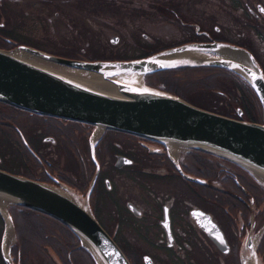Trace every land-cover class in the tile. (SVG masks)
Here are the masks:
<instances>
[{
	"label": "flooded vegetation",
	"instance_id": "flooded-vegetation-1",
	"mask_svg": "<svg viewBox=\"0 0 264 264\" xmlns=\"http://www.w3.org/2000/svg\"><path fill=\"white\" fill-rule=\"evenodd\" d=\"M12 1L20 7L24 0H0L3 38L20 34L18 14H25L12 9ZM262 9L264 0H52V12L67 28L77 27L74 14L82 13L110 22L119 36L92 50L87 35L74 29L72 41L67 35V44H61L63 57L127 60L179 46L226 43L248 51L264 78ZM60 28L58 21L54 35ZM78 38L84 39L81 47ZM53 41L60 45L62 38ZM184 53L183 62L167 69L166 76L223 69L202 63L217 57L215 50ZM154 76L148 85L162 89ZM0 168L85 196L129 264H264V186L240 165L214 154L174 150L130 133L0 104ZM31 210L8 207L13 236L5 251L13 264H93L59 232L58 222ZM2 225L0 218V264H5Z\"/></svg>",
	"mask_w": 264,
	"mask_h": 264
},
{
	"label": "water",
	"instance_id": "water-1",
	"mask_svg": "<svg viewBox=\"0 0 264 264\" xmlns=\"http://www.w3.org/2000/svg\"><path fill=\"white\" fill-rule=\"evenodd\" d=\"M109 39L113 42L116 37ZM12 43L11 47H0L1 102L37 114L130 133L164 145L176 143L232 161L252 175L253 172L264 175V78L260 67L245 49L213 43L203 44V47L163 49L127 60L84 61ZM190 48L215 50L218 56L203 59L202 63L222 67L249 85L261 109V122L241 118L239 108L236 117L226 116L124 77L142 76L179 65L186 56L184 51ZM21 51L35 57L30 59ZM226 51L240 53L242 60L224 55ZM43 61L100 74L112 84L113 90L95 88ZM0 198L63 223L74 233L94 264H129L88 209L86 197L73 193L67 186L37 181L0 168ZM0 215L5 216L4 230L8 223L11 229L8 213L0 208ZM3 238L4 231L2 242ZM2 260L5 264H13L8 251L2 253Z\"/></svg>",
	"mask_w": 264,
	"mask_h": 264
},
{
	"label": "rangeland",
	"instance_id": "rangeland-1",
	"mask_svg": "<svg viewBox=\"0 0 264 264\" xmlns=\"http://www.w3.org/2000/svg\"><path fill=\"white\" fill-rule=\"evenodd\" d=\"M10 3H11L12 9H15L18 12L20 11L21 13L23 11H25V14H22V16H21V14L20 15L18 14V17H22L21 18V27H20L21 30H20V32L17 31L20 34L9 35V37L12 39L11 41L16 42L17 44L29 45V46H32L34 48L49 52L51 54L62 56V55H65V53H64V50L62 49L61 44L62 45L67 44V42H66L67 41L66 40L67 35H69L70 41H72V39L74 37L72 35L74 33H72V32H75L77 29L79 30L80 34L83 33V34L87 35L86 40L88 41V44L91 45L90 48L92 50L100 47L101 44H99V43L110 44L108 42L109 36H111L113 34H116L118 36V34L113 29L110 22L104 23L100 19L93 18L91 16H88L86 19L85 17L82 16V13H75L74 14V16L78 19V21H75V23L76 24L78 23L79 25H74V26H77L75 28H73L72 26L70 28L69 27L67 28L66 25L64 24V22H62L59 19L58 15H54V13L52 12V0H24V1H22V5L20 7L14 1H12ZM58 21L60 22V27H62V28H60L59 32L54 35L53 28L55 29V24ZM74 29H75V31H74ZM120 34H121V37L124 36L123 32H120ZM54 36H58L60 41L62 38V43H60V45L54 43V41H53ZM118 38H119V36H118ZM118 41L119 40H117L115 42V44L118 43ZM7 42H10V41H7ZM76 42L80 47L84 45V39L78 38L76 40ZM84 47L86 48V46H84ZM85 53L88 54L87 51ZM43 63L47 64L48 66L53 67V68H59V66H60V64H55V63H51V62H47V61H43ZM86 72H89V71L86 70ZM187 76L190 79L193 78V79H191V81L197 82L198 86L193 87V88H196V89L199 88V89L196 90L197 92L193 91V92H196V94H194L193 98H199V94H201V92H203L200 89V88H202L201 81L196 80L198 76L195 77L194 74H190ZM236 77L239 81L245 82L240 77H238V76H236ZM156 82L158 83L157 80H156ZM183 84H186V83L184 82ZM158 89H161V87L159 86ZM227 90L230 91V90H233V88H230L228 86ZM222 99L223 98L221 97L220 100H222ZM199 100L203 101V102L207 101V99L203 98V97ZM217 101H219V98L214 99V102H213L214 107H216L214 105V103L216 104ZM195 103L199 104L197 102H195ZM199 105H201V104H199ZM196 106H198V105H196ZM202 106H204L205 109H209V110L214 111V109L211 107H208L206 105H202ZM261 182H259V184L264 186V183L262 182L263 183L262 184ZM10 206H14L13 203L11 204V202L6 201L5 205H4V209H5L6 214H7L8 207H10ZM17 206H19V205H17ZM18 211H15V212H18ZM4 217L5 216L2 217V215H0V218L3 221V223H4ZM29 219L31 222L32 221L31 216L29 217ZM34 219L36 221L39 220L36 217ZM1 231L2 232L4 231V226L2 227ZM11 234L13 236V228H11Z\"/></svg>",
	"mask_w": 264,
	"mask_h": 264
},
{
	"label": "trees",
	"instance_id": "trees-1",
	"mask_svg": "<svg viewBox=\"0 0 264 264\" xmlns=\"http://www.w3.org/2000/svg\"><path fill=\"white\" fill-rule=\"evenodd\" d=\"M9 37V35H6ZM8 37H0V47L1 48H8L13 45V43L10 41L7 43L6 38ZM10 38V37H9ZM11 40V39H10ZM16 43V42H14ZM154 74L155 81L162 83V89L171 92L174 94L179 95L182 99L188 101L189 103L198 105L199 107L205 108L202 105H206L208 107H211L214 109L215 112L226 115V116H232L236 117V111L235 106L239 107L241 111V118L248 120V121H255V122H261L262 121V114L261 109L259 106V103L252 91V89L249 87V85L245 82H241L237 79V77L230 73L229 71L225 69H214V70H204L201 73H198L195 75L197 77L196 80L201 81L202 88H200L203 92L199 94V98H193L190 97L188 94L192 93L195 88L198 86L196 81H191L193 78H188L186 75L184 76H174L172 78L166 76V70L163 71H157L154 73L148 74L146 78V83L149 84V77ZM158 76H157V75ZM194 77V78H195ZM186 84H183L184 82ZM224 87H223V86ZM228 86L230 88H233V90H227ZM199 89V88H197ZM206 98L207 101L203 102L199 99ZM223 98L220 100V98ZM215 98H219V101L213 106V102ZM195 102L201 104H196ZM0 104L10 107L11 109H18L22 110L16 107H13L11 105H8L6 103H3L0 101ZM17 206V205H14ZM24 209L32 211L31 209L25 208ZM48 217V216H47ZM50 220L58 222L57 229L60 233H62L66 238H72L73 244L77 246L78 248L84 250L88 255L89 253L78 244V239L72 233L66 226L61 224L59 221L48 217ZM91 258V256L89 255ZM92 260V258H91ZM93 262V260H92ZM94 264V262H93Z\"/></svg>",
	"mask_w": 264,
	"mask_h": 264
},
{
	"label": "bare ground",
	"instance_id": "bare-ground-1",
	"mask_svg": "<svg viewBox=\"0 0 264 264\" xmlns=\"http://www.w3.org/2000/svg\"><path fill=\"white\" fill-rule=\"evenodd\" d=\"M21 54L29 57L30 59H32V57H35L33 55H27L24 53V51H21L20 52ZM224 55H229L231 57H235V58H238L240 60H242V56L240 53H237L235 51H226L223 53ZM39 59V58H38ZM56 70L64 73V74H67V75H70V76H73L74 78H77V79H80L86 83H88L89 85L95 87V88H98V89H101V90H106V91H112L113 88H112V84L101 78L100 74H97L95 72H86L85 70H82V69H79V68H75V67H67V66H63V65H60L59 68H56ZM148 75V74H144V75H125V79L127 78H132L131 79V82L133 83H136V84H141V82H143L145 84V81H144V78L145 76ZM148 85V84H147ZM151 86V85H149ZM159 90H162V89H159ZM165 91V90H164ZM166 145L170 148V149H174L176 150L177 148H181V146L179 144H176V143H172V142H169V143H166ZM173 152V151H171ZM253 175H255L258 179H260L263 183H264V175H261L259 173H255L253 172ZM7 200L3 199V198H0V208L1 210H3V212H5V209H4V205H5V202ZM11 229H10V224L8 223L6 226H5V230H4V238H3V242H1L2 244V249L3 250V253L5 254V246L8 244V242L10 241L11 239Z\"/></svg>",
	"mask_w": 264,
	"mask_h": 264
},
{
	"label": "snow or ice",
	"instance_id": "snow-or-ice-1",
	"mask_svg": "<svg viewBox=\"0 0 264 264\" xmlns=\"http://www.w3.org/2000/svg\"><path fill=\"white\" fill-rule=\"evenodd\" d=\"M262 11H264V9H262ZM221 242H223V241H221Z\"/></svg>",
	"mask_w": 264,
	"mask_h": 264
}]
</instances>
